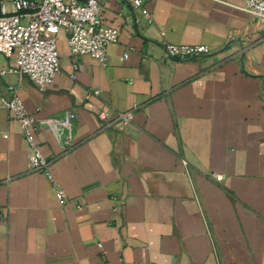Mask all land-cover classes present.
<instances>
[{"label":"crops","instance_id":"obj_1","mask_svg":"<svg viewBox=\"0 0 264 264\" xmlns=\"http://www.w3.org/2000/svg\"><path fill=\"white\" fill-rule=\"evenodd\" d=\"M99 2L120 31L105 64L73 57L62 31L41 92L0 54V264H264V31L240 0H144L152 24ZM166 44L212 54L176 60ZM10 85L38 121L76 113L67 151L35 133L64 205L1 108Z\"/></svg>","mask_w":264,"mask_h":264},{"label":"built area","instance_id":"obj_2","mask_svg":"<svg viewBox=\"0 0 264 264\" xmlns=\"http://www.w3.org/2000/svg\"><path fill=\"white\" fill-rule=\"evenodd\" d=\"M133 13L139 11L148 24L153 15L144 0H127ZM243 10L254 18V23L264 31V0H240ZM10 8V9H9ZM140 23L139 19H135ZM64 31L73 57L90 55L102 64L107 62L108 49L119 40L120 31L105 24L99 0H0V54L14 58L15 72L28 78L41 92L50 86L60 71L58 37ZM165 51L173 59L187 61L212 54L208 45L166 44ZM128 58V55L125 56ZM74 69L79 68L75 62ZM6 70L0 68V76ZM77 79V74L73 75ZM9 98H3L1 108L8 110L22 130L29 153V170L45 175L55 186L56 196L66 204L63 188L54 183L51 162L48 161L35 138L42 126L53 132L67 151L72 142L76 113L66 112L62 117L38 121L25 107L15 85L8 87ZM99 94V92H95ZM100 119L106 120L103 111ZM118 119L129 125L132 112L118 114ZM7 138V136H4Z\"/></svg>","mask_w":264,"mask_h":264},{"label":"rangeland","instance_id":"obj_3","mask_svg":"<svg viewBox=\"0 0 264 264\" xmlns=\"http://www.w3.org/2000/svg\"><path fill=\"white\" fill-rule=\"evenodd\" d=\"M10 9V8H9Z\"/></svg>","mask_w":264,"mask_h":264}]
</instances>
